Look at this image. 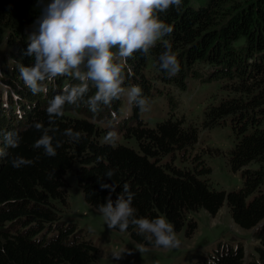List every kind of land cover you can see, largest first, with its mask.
Listing matches in <instances>:
<instances>
[{"label":"trees","instance_id":"16d2710c","mask_svg":"<svg viewBox=\"0 0 264 264\" xmlns=\"http://www.w3.org/2000/svg\"><path fill=\"white\" fill-rule=\"evenodd\" d=\"M50 0H0V50L8 47L15 54L14 63L0 67L1 83L9 87L5 98L0 92V264H95L97 248L81 241L74 226L57 224L55 203L66 204L64 177L75 165V178L83 200L99 210L111 195L113 202L125 184L134 193L131 206L135 218L154 219L161 215L174 225V231L186 230L190 236L197 228L188 219L199 210L216 216L227 206L233 223L242 230L254 231L259 245L249 264H264V0H182L179 11L170 8L160 19L173 28L158 40L147 55L137 51L124 67V87L138 85L148 98L156 84L185 90L188 78L221 83L218 103L204 109L203 129L229 123L234 146L229 153L233 172H240L239 190L216 191L208 183L209 168L198 165L177 168L161 164L165 155L184 154L198 141V129L184 125V120L168 119L149 128L139 119V108L132 104L137 126L126 130L138 150L101 143L98 123L110 121L119 112L120 99L101 105L93 118H77L79 107L65 105L64 115L49 124L48 102L61 94L66 84H78L69 77H57L47 94H33L20 78L17 64L34 65V58L24 55L28 47L25 29L36 28L42 9ZM170 45L180 64V71L170 76L159 67V55ZM115 51V50H114ZM96 89L89 82L85 95ZM170 101L173 98L170 96ZM82 110V113H83ZM101 118H103L102 121ZM96 121V122H95ZM54 128L49 135L55 156L43 148H34L42 131L35 123ZM81 132L79 141L63 135L66 129ZM19 136L17 146L8 143V134ZM16 157L31 160L30 165L12 166ZM112 171L108 177L106 173ZM111 185L115 191L101 185ZM54 225H57L54 227ZM119 231V229H112ZM138 245L157 247L139 234L137 226L126 230ZM240 246L218 244L208 261L195 264H244Z\"/></svg>","mask_w":264,"mask_h":264},{"label":"clouds","instance_id":"9594fccd","mask_svg":"<svg viewBox=\"0 0 264 264\" xmlns=\"http://www.w3.org/2000/svg\"><path fill=\"white\" fill-rule=\"evenodd\" d=\"M181 6L182 0H50L36 21L35 30L28 36L24 55L34 58V65L17 64L20 78L34 95L47 94L48 85L55 86L57 77L79 81L64 85L61 94L49 100L46 109L49 124L64 115L66 104L79 107L83 102L91 112L97 113L101 105H109L122 96H126L139 111H148L149 101L142 89L138 85L124 87V67L135 52L147 55L158 40L172 33L173 28L161 20L159 14L170 8L179 11ZM165 47L159 55V67L166 74L175 76L180 71L179 61L170 45ZM89 82L96 92L85 101ZM34 127L42 131L34 148H43L47 156H55L60 144L57 142L53 146L49 132L56 129L46 128L39 122ZM63 135L79 141L84 133L68 128ZM8 136L14 137L8 139V143L17 146L19 136L13 133ZM113 136L114 133H109L106 142ZM5 156L7 153L0 151V158ZM11 163L19 168L32 161L16 157ZM106 175L111 177L113 172L110 170ZM101 187L115 191L111 185L102 184ZM133 198L134 193L125 184L115 202L109 195L107 202L100 205L99 212L108 228L124 232L132 224L149 243L164 249L179 248L181 241L174 225L165 216L135 218L136 210L131 206ZM138 247L140 253L148 251L144 245ZM125 251L113 254V257L119 259Z\"/></svg>","mask_w":264,"mask_h":264},{"label":"rangeland","instance_id":"374dc122","mask_svg":"<svg viewBox=\"0 0 264 264\" xmlns=\"http://www.w3.org/2000/svg\"><path fill=\"white\" fill-rule=\"evenodd\" d=\"M31 34V28L25 29ZM8 47L0 50V67L14 63L15 54ZM1 73V72H0ZM0 92L6 97L9 87L1 83ZM221 83H205L188 78L185 90L174 86L156 84L148 97L149 110L139 111V119L149 128L168 119L184 120V125H192L198 129V141L183 155L174 152L161 158V164H171L177 168H192L198 165L209 168L211 173L208 183L216 191L231 192L242 187L240 172H233L229 165V153L234 146V135L229 123L216 126L213 129L201 127L204 109L210 104H216L221 96ZM170 96L173 101H170ZM83 110V109H82ZM71 113L77 118H95L93 112L86 110ZM117 116L115 113L114 117ZM137 126L133 117L132 107L126 96L120 98L119 118L99 124L101 130L97 140L111 145H123L138 150V144L133 137L126 136V130ZM104 129V130H103ZM109 133H114L110 142H106ZM75 165L64 177L66 204L55 203L60 226H74L75 233L81 241L93 244L97 250L95 264H195L208 261L209 255L218 244L230 245L232 249L240 246L245 254L244 264H249L255 257V248L259 245L254 237V231H245L237 227L230 216L227 206H223L216 216L199 210L190 213L188 219L193 220L197 228L190 236L182 230L177 233L181 245L176 249H164L144 246L146 252H139V245L133 242L126 231H114L108 228L99 210L89 206L82 196L75 178ZM57 225H54L56 227ZM116 259L113 254H120Z\"/></svg>","mask_w":264,"mask_h":264}]
</instances>
